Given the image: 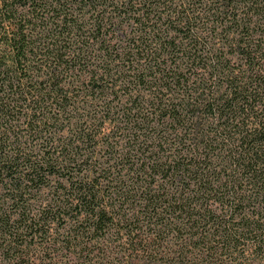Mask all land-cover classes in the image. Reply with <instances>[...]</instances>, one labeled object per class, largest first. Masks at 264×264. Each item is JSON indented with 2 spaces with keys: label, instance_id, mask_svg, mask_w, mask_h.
Masks as SVG:
<instances>
[{
  "label": "trees",
  "instance_id": "1",
  "mask_svg": "<svg viewBox=\"0 0 264 264\" xmlns=\"http://www.w3.org/2000/svg\"><path fill=\"white\" fill-rule=\"evenodd\" d=\"M59 230L264 264V0H0V264Z\"/></svg>",
  "mask_w": 264,
  "mask_h": 264
},
{
  "label": "rangeland",
  "instance_id": "2",
  "mask_svg": "<svg viewBox=\"0 0 264 264\" xmlns=\"http://www.w3.org/2000/svg\"><path fill=\"white\" fill-rule=\"evenodd\" d=\"M64 233L59 230L52 236L50 235L48 241L43 239V262L42 264H122L116 260L111 263L108 260L102 259L101 256H95L92 260L86 258L79 253L81 247L72 250L64 242Z\"/></svg>",
  "mask_w": 264,
  "mask_h": 264
}]
</instances>
